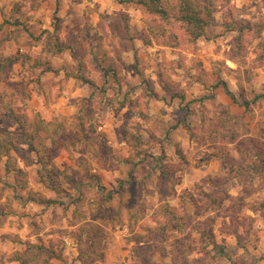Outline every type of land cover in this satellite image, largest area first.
Here are the masks:
<instances>
[{
    "label": "rangeland",
    "instance_id": "1",
    "mask_svg": "<svg viewBox=\"0 0 264 264\" xmlns=\"http://www.w3.org/2000/svg\"><path fill=\"white\" fill-rule=\"evenodd\" d=\"M0 9L2 53L18 57L0 71V132H17L0 156V264L16 254L81 264L79 228L92 219L107 232L97 264H264V97L253 101L264 94V0H220L198 39L178 25L167 32L130 0H0ZM105 67L121 94L72 78L102 86ZM10 104L55 121L37 147L79 186L57 193L40 180ZM120 150L141 163H122ZM119 187L118 209L103 197ZM134 208L144 211L132 230Z\"/></svg>",
    "mask_w": 264,
    "mask_h": 264
},
{
    "label": "trees",
    "instance_id": "2",
    "mask_svg": "<svg viewBox=\"0 0 264 264\" xmlns=\"http://www.w3.org/2000/svg\"><path fill=\"white\" fill-rule=\"evenodd\" d=\"M135 1L139 4L142 8L147 10L149 13L154 14L162 20L164 30L167 32H171L174 26H181L184 31L192 38L198 39L205 35L206 28L214 18V12L218 8V3L220 0H130ZM177 28V27H176ZM41 38V37H39ZM0 50H1V43H0ZM63 50V48L58 45L57 49L54 53H59ZM18 60V57H14L11 55H4L2 51H0V71H4V68L8 65H12L13 61ZM104 73V81L102 86L95 85V83L90 80L86 79L83 76H74L77 80H81L82 82L88 83L92 86H95L96 91H100V93H107L109 89H114L115 94H121V83L117 79L118 73L116 69L113 67H105L102 69ZM220 84L223 86L224 92L230 96L234 102H239L235 94L232 93L230 90L227 82L221 81ZM264 97V94L258 95L253 101H256L258 98ZM92 98V97H91ZM91 100V99H90ZM89 99L86 101L89 102ZM243 105L246 107H250L251 101L243 100ZM10 108L7 110L10 112L12 119L16 121V123L21 127L22 132L18 133V135L22 136L23 139L19 140L18 143L20 144H28L36 151L38 154V159L42 163V168H40V180L45 183L48 189L52 191H56L57 193L62 191L64 183H71L73 182L74 185L77 187L82 183V180H77L73 177L67 170H60L55 167V165L48 163L46 156H44V151L37 147L38 146V139L41 132H48L50 126H55V131L58 130V125L55 124V121L47 122L45 121L39 113H32V116L29 117L26 112L29 110L20 111L19 108L15 107L14 105H8ZM89 108L88 106L85 108ZM85 109L82 113H78L77 119L85 118ZM33 112V111H31ZM94 111L91 107L88 109L87 117L90 120V125H93L92 113ZM11 116H9L11 118ZM93 129V127H92ZM94 130V129H93ZM13 131H4L0 132V156L7 155L15 146H14V138H11L12 135L17 134V132ZM139 136V135H138ZM140 137V136H139ZM131 138V137H130ZM142 139V136H141ZM126 137V142L131 147L133 143ZM81 142L86 144V141L82 139ZM10 144V145H9ZM13 144V145H12ZM88 147V146H87ZM147 153L142 154V159H146ZM262 161L264 162V155L261 156ZM126 163H133L135 166L136 164L141 163L140 161H133L129 158L126 159ZM157 165L161 167L162 163L157 162ZM162 168V167H161ZM92 176L96 178L98 181V185L102 188L101 177L99 174H93ZM71 180V181H70ZM124 187L109 190L107 191V195L104 196L103 200L108 201V203H112V206H117L119 209L122 207L124 195ZM131 193V201L132 195L134 192ZM83 198V197H81ZM134 198V196H133ZM76 199V198H75ZM79 199V197H78ZM33 200V199H32ZM76 201V200H75ZM39 203H46V204H54L59 203L64 205L63 201H58L56 199L51 198H40L38 199ZM74 203V202H73ZM135 204V202H134ZM129 203L127 201L126 207L128 208ZM139 207V206H138ZM131 210V208H130ZM143 211L138 209H133L131 212L127 213L128 219L127 222H132V230L136 227V224L140 221L139 216L143 217ZM92 221H84L82 227L79 228V231L82 230L81 234H78L80 248H79V259L82 264H96L99 261H103L105 259L104 249L102 248V239L107 237V232H105L104 228H100L96 226V223ZM126 222V221H125ZM133 232V231H132ZM84 233L86 234V239L83 238ZM138 242H141V238L138 235L134 236ZM42 248V247H41ZM223 251H220V254ZM53 254V252H52ZM55 255V253L53 254ZM16 259L19 260L23 264H27V260L23 259L20 254H16Z\"/></svg>",
    "mask_w": 264,
    "mask_h": 264
},
{
    "label": "crops",
    "instance_id": "3",
    "mask_svg": "<svg viewBox=\"0 0 264 264\" xmlns=\"http://www.w3.org/2000/svg\"><path fill=\"white\" fill-rule=\"evenodd\" d=\"M4 10H8V9H0V11H4ZM33 11V13H35V12H37V10H32ZM52 11H55V9H52ZM60 14V13H59ZM61 16H64V14L62 15L61 14ZM0 24H2V23H0ZM34 22L32 23V25L31 26H34ZM49 27H51V26H49ZM41 39V38H40ZM62 46V45H61ZM0 51H2V50H0ZM60 53V52H59ZM58 53H56L55 55H57ZM6 56H8V55H6ZM74 76H72V78H73ZM75 78V77H74ZM76 79V78H75ZM90 80H92L93 82H94V80L93 79H91L90 78ZM103 81H104V79H103ZM82 82V81H81ZM95 83V82H94ZM96 84V83H95ZM103 84V83H102ZM122 91V90H121ZM16 124V123H15ZM126 141V140H125ZM127 146H128V143L126 144ZM129 147V146H128ZM120 148V147H119ZM117 152V151H116ZM119 153H120V157L122 158V163L123 162H126V159H127V157H126V154H127V151H125V150H120L119 151ZM117 160V159H116ZM118 161V160H117ZM112 188V187H111ZM114 188V187H113ZM137 241V240H136ZM142 241V240H141ZM138 242V241H137ZM17 260V259H16ZM15 259L13 260V263L14 264H21V262L19 261V262H17ZM80 260V259H79ZM98 263V262H97ZM96 263V264H97ZM81 264H82V262H81Z\"/></svg>",
    "mask_w": 264,
    "mask_h": 264
}]
</instances>
